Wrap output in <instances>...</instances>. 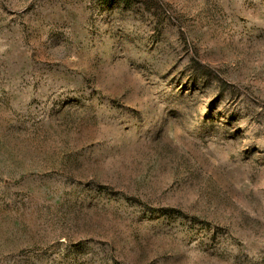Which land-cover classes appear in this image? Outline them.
<instances>
[{"label":"rangeland","instance_id":"obj_1","mask_svg":"<svg viewBox=\"0 0 264 264\" xmlns=\"http://www.w3.org/2000/svg\"><path fill=\"white\" fill-rule=\"evenodd\" d=\"M0 264H264V0H0Z\"/></svg>","mask_w":264,"mask_h":264}]
</instances>
